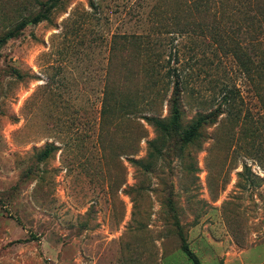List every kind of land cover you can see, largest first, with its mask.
<instances>
[{
  "label": "rangeland",
  "instance_id": "1",
  "mask_svg": "<svg viewBox=\"0 0 264 264\" xmlns=\"http://www.w3.org/2000/svg\"><path fill=\"white\" fill-rule=\"evenodd\" d=\"M204 1L56 0L0 43V264H264V0ZM175 69L215 120L152 157Z\"/></svg>",
  "mask_w": 264,
  "mask_h": 264
},
{
  "label": "trees",
  "instance_id": "2",
  "mask_svg": "<svg viewBox=\"0 0 264 264\" xmlns=\"http://www.w3.org/2000/svg\"><path fill=\"white\" fill-rule=\"evenodd\" d=\"M56 0H47L43 4V9L32 16L31 18H25L21 20L14 29L7 32L4 36H0V43L4 42L8 37L15 36L16 33L22 30L29 24H38L43 20L48 19L49 13L56 5ZM204 2H209L205 0ZM176 79L170 80L173 83L172 93L168 100L169 115L167 118H156L152 117L151 121L157 132L159 133L158 139L150 142V155L152 157H157L161 155L162 149L164 146V141L175 134H179L182 140L186 144L193 143L199 139L202 135V128L209 123H212L215 120L214 112L211 110L206 113H199L195 116L192 121L186 126L183 127L182 120V98H183V84L184 79L177 73V70H174ZM172 77V76H170ZM161 141L160 144L157 142ZM49 155V150H45L42 154L43 157ZM147 169L151 167V164L148 163L145 165ZM183 250L187 253L188 257L192 260L193 264H200L198 257L188 248L187 245L183 246Z\"/></svg>",
  "mask_w": 264,
  "mask_h": 264
}]
</instances>
